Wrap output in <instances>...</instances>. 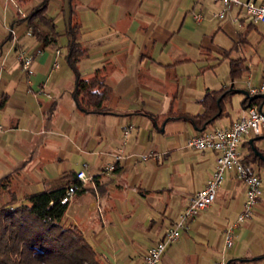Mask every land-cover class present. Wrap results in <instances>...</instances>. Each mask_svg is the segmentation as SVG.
I'll return each mask as SVG.
<instances>
[{"label": "crops", "instance_id": "1", "mask_svg": "<svg viewBox=\"0 0 264 264\" xmlns=\"http://www.w3.org/2000/svg\"><path fill=\"white\" fill-rule=\"evenodd\" d=\"M218 9L214 0H0V205L12 209L26 195L67 188L84 169L91 181L75 192L61 226L77 228L101 264L139 263L215 168L214 153L186 147L187 137L245 115L239 81L264 80V22L236 8L218 19ZM70 27L85 49L78 77L97 74L110 89L103 111L76 102V74L66 60ZM20 51L32 56L25 70ZM231 58L247 67L239 79L229 76ZM227 88L235 92L222 99L221 114L198 129L193 118L204 112L206 91ZM259 98L250 106L264 107ZM128 124L122 158L114 161ZM240 145L245 168L264 176V165L249 160L252 146L264 150V134ZM147 152L159 157L141 160ZM244 197L227 170L214 202L158 264H264V193L224 245Z\"/></svg>", "mask_w": 264, "mask_h": 264}, {"label": "trees", "instance_id": "2", "mask_svg": "<svg viewBox=\"0 0 264 264\" xmlns=\"http://www.w3.org/2000/svg\"><path fill=\"white\" fill-rule=\"evenodd\" d=\"M67 34L69 41L66 60L76 74V102L84 111H103V103L110 89L97 74L88 79L78 77L76 62L85 55V49L75 39L74 27H70ZM38 38L48 42L46 37L38 35ZM246 70L242 58L229 59L231 80L239 79ZM234 92L235 89L231 88L206 91L201 100L204 112L193 118L198 129L204 128L221 114L222 99ZM259 99H250L248 95L244 103L250 106L254 101L260 103ZM256 150L264 157V150ZM249 160L264 165L253 150ZM65 190L57 188L26 195L24 202L12 209L7 204L0 205V264H101L77 228L61 226L68 205L60 203Z\"/></svg>", "mask_w": 264, "mask_h": 264}, {"label": "built area", "instance_id": "3", "mask_svg": "<svg viewBox=\"0 0 264 264\" xmlns=\"http://www.w3.org/2000/svg\"><path fill=\"white\" fill-rule=\"evenodd\" d=\"M214 1L219 3V9L216 12L218 19H224L236 8L240 13L249 17L252 22H264V1L260 3H255L252 0ZM193 17L196 21L200 20L199 14H195ZM238 19L237 15L233 18L234 21H238ZM27 34L30 35L31 33L28 31ZM18 59L21 61L22 68L25 70L31 63L32 56L20 51L18 53ZM245 91L249 96L259 94L264 97V80L260 81L258 85L246 81ZM132 127L131 124H128L121 128L122 142L121 146L117 147L113 153L114 161L122 158L123 145ZM2 131H4V127L0 124V132ZM263 134L264 107L247 106L245 115L235 120L230 126L206 128L187 137L185 140L186 147L199 152L208 150L214 153L215 168L204 185L188 196L183 211L178 219L165 229L162 239L149 245L137 264H158L168 245L178 240L181 234L188 229L190 222L214 202L224 173L230 169L235 171V175L242 182L245 192L242 207L236 216L235 223L227 227L224 231V245L226 247L231 246L234 227L250 219L259 198L263 194L262 177L256 172H249L242 164L239 156V146L243 137ZM158 157L159 154L155 152H147L139 155L141 160ZM106 169L113 170L114 163H110ZM90 181L91 177L86 175L84 169L78 170L76 172V182L66 188L60 198V203L68 204L75 192ZM214 264L224 263L215 262Z\"/></svg>", "mask_w": 264, "mask_h": 264}, {"label": "water", "instance_id": "4", "mask_svg": "<svg viewBox=\"0 0 264 264\" xmlns=\"http://www.w3.org/2000/svg\"><path fill=\"white\" fill-rule=\"evenodd\" d=\"M239 92L243 93V94L245 95V97L248 96V93H247L245 90H239ZM256 97H262V98L264 99V97H263L262 95H259V94H255V95L250 96V99H252V98H256ZM256 138H258V137H256ZM251 142H252V139L250 140V143H251ZM252 150H253L254 153H255L256 155H258V156L260 157V159L264 162V157H263L260 153L257 152V150H256V148H255L254 146H252ZM225 264H228V262L225 263Z\"/></svg>", "mask_w": 264, "mask_h": 264}, {"label": "rangeland", "instance_id": "5", "mask_svg": "<svg viewBox=\"0 0 264 264\" xmlns=\"http://www.w3.org/2000/svg\"><path fill=\"white\" fill-rule=\"evenodd\" d=\"M261 50H264V46L261 47ZM240 84H243L245 83V76L243 77L242 81H239ZM243 145V144H242ZM240 145V146H242ZM244 147V146H243ZM241 149V147H239ZM246 148V147H245ZM239 149V152H241ZM242 152H245V151H242ZM259 171V170H258ZM259 174V173H258ZM260 175V174H259ZM261 176V175H260ZM262 188H263V193H264V176H262ZM249 221V220H248ZM259 224H261V222H259L258 220L255 222V227H257Z\"/></svg>", "mask_w": 264, "mask_h": 264}]
</instances>
